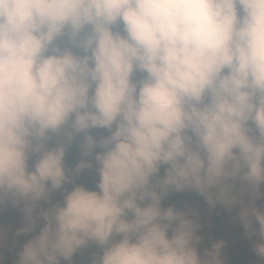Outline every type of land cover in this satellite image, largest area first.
Returning <instances> with one entry per match:
<instances>
[{"label":"clouds","instance_id":"obj_1","mask_svg":"<svg viewBox=\"0 0 264 264\" xmlns=\"http://www.w3.org/2000/svg\"><path fill=\"white\" fill-rule=\"evenodd\" d=\"M186 190L264 259V0H0V209L43 222L15 264H224L197 209L164 206Z\"/></svg>","mask_w":264,"mask_h":264},{"label":"rangeland","instance_id":"obj_2","mask_svg":"<svg viewBox=\"0 0 264 264\" xmlns=\"http://www.w3.org/2000/svg\"><path fill=\"white\" fill-rule=\"evenodd\" d=\"M103 132V135H106V130L98 129ZM106 132V133H105ZM105 133V134H104ZM95 135V132H93ZM81 149L79 147V152L77 158L73 161L72 164L77 163L81 159ZM95 164V161L93 160ZM71 168H74L71 166ZM93 176V180H99V173L97 168L84 169L80 177L84 180ZM74 183H69L65 185L64 188L55 192L53 194V199L57 202L63 200L65 189L71 190L74 187ZM164 206H175L177 209H197L199 211V222H200V232L202 236V243L200 245L201 251L205 248L211 247L213 242H224V247L222 248V259L224 264H264V259L258 257L253 251V242L254 239H249L245 233V230L238 218V209L237 208H225L223 205H217L215 208H210L205 198L194 190H186L182 192H171L169 196L164 201ZM11 207L12 211L6 214V210ZM4 216H8L10 222L17 227V230L24 226V214L21 208L8 203L4 206V209H0V218L3 219ZM43 226V222H39L37 229L32 233H23L17 235V232L7 239L12 240L9 249L6 250L7 242L6 241L4 248L0 249L2 253L3 264H15V260L18 258L19 252L22 250L24 244L32 236L36 235L39 232L40 227ZM10 233V232H9ZM95 255V246L89 244L83 249L78 250L70 264H86L89 262L90 257ZM62 264H69L68 261H64Z\"/></svg>","mask_w":264,"mask_h":264},{"label":"trees","instance_id":"obj_3","mask_svg":"<svg viewBox=\"0 0 264 264\" xmlns=\"http://www.w3.org/2000/svg\"><path fill=\"white\" fill-rule=\"evenodd\" d=\"M93 132H95V136H97V138L103 136V132L101 130L93 129L92 130V134H93ZM82 139H83V136L77 137L73 141L71 147L68 150L67 157H66V161H67V165L69 167H71V166L75 167V165H76V163H74V164H72V163L75 160V158H77V155H78V152H79L80 143H81ZM53 143H55V141H53ZM161 174H163V170H162V173ZM98 181H99L98 179L97 180H93V176H91L90 178L84 180L79 175L78 177L75 178L74 185H76V184H83L84 186L88 187L89 189L95 190L96 189V184H97ZM257 204L260 207H264V199L257 201ZM0 223H5V224H7L9 226L11 238L17 232V227L14 226V224L12 222H10V220L8 219V217L4 216L3 219L0 218ZM101 252H102V249H100L98 246L95 245V255L98 254V253H101ZM94 256H88V257H90V260H89V262L86 261L85 263L86 264H92V261H93ZM63 262L64 261L62 260V263Z\"/></svg>","mask_w":264,"mask_h":264},{"label":"crops","instance_id":"obj_4","mask_svg":"<svg viewBox=\"0 0 264 264\" xmlns=\"http://www.w3.org/2000/svg\"><path fill=\"white\" fill-rule=\"evenodd\" d=\"M4 209V207L1 209V211ZM12 211V209H11V207L9 208V209H7L6 210V214L8 213V212H11ZM6 217H8V216H6ZM9 219V218H8ZM0 229H4L5 231H6V233H7V238H8V236L10 237V228H9V226L7 225V224H5V223H0ZM8 240V242H7V246L5 247L6 248V250L7 249H9V247H10V244L12 243V240H11V242H10V239H6V241ZM6 243V242H5ZM94 246H95V244H93ZM4 248V247H3ZM2 248V249H3ZM13 263H15V262H13Z\"/></svg>","mask_w":264,"mask_h":264}]
</instances>
